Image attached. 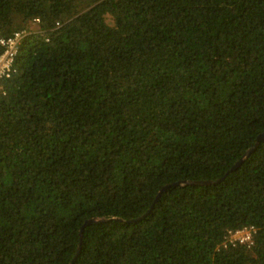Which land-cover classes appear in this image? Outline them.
I'll use <instances>...</instances> for the list:
<instances>
[{
  "label": "trees",
  "instance_id": "1",
  "mask_svg": "<svg viewBox=\"0 0 264 264\" xmlns=\"http://www.w3.org/2000/svg\"><path fill=\"white\" fill-rule=\"evenodd\" d=\"M22 31L0 264H264V0H0Z\"/></svg>",
  "mask_w": 264,
  "mask_h": 264
},
{
  "label": "built area",
  "instance_id": "2",
  "mask_svg": "<svg viewBox=\"0 0 264 264\" xmlns=\"http://www.w3.org/2000/svg\"><path fill=\"white\" fill-rule=\"evenodd\" d=\"M39 21L38 19L36 20ZM25 32H15L8 38L0 37V45L4 47V51L0 54V95L4 93L2 88L3 80L12 76L15 72L14 60L17 55L24 37ZM253 227L236 230L230 233V243L234 244L236 241L240 243H252ZM227 243H225L226 245Z\"/></svg>",
  "mask_w": 264,
  "mask_h": 264
},
{
  "label": "water",
  "instance_id": "3",
  "mask_svg": "<svg viewBox=\"0 0 264 264\" xmlns=\"http://www.w3.org/2000/svg\"><path fill=\"white\" fill-rule=\"evenodd\" d=\"M264 139V132L262 133V134H260L258 137H257V141H256V143H255V145L253 146V147H251V148H249L245 153H244V155H243V157L240 159V161H238L233 167H232V169H234L235 167H237L239 164H240V162L242 161V159L244 158V157H246V156H248V154L257 146V144H258V142H260L261 140H263ZM218 181V180H217ZM214 182H216V181H212V180H205V181H182V182H176V183H174L173 185H187V184H191V185H209V184H213ZM171 185H167V186H164L160 191H159V193L157 194V196H156V199L155 200H157L158 198H159V196L161 195V193L163 192V191H165L168 187H170ZM99 219H96V218H94V219H89V220H87L85 223H84V226L85 225H87V224H90V223H92V222H96V221H98ZM100 221H105L104 219H100Z\"/></svg>",
  "mask_w": 264,
  "mask_h": 264
}]
</instances>
